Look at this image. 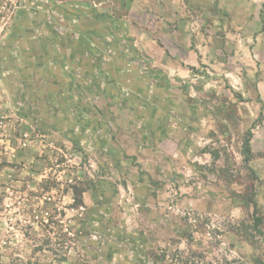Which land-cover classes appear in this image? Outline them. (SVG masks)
Returning <instances> with one entry per match:
<instances>
[{
	"label": "rangeland",
	"instance_id": "obj_1",
	"mask_svg": "<svg viewBox=\"0 0 264 264\" xmlns=\"http://www.w3.org/2000/svg\"><path fill=\"white\" fill-rule=\"evenodd\" d=\"M0 264H264V0H0Z\"/></svg>",
	"mask_w": 264,
	"mask_h": 264
},
{
	"label": "trees",
	"instance_id": "obj_2",
	"mask_svg": "<svg viewBox=\"0 0 264 264\" xmlns=\"http://www.w3.org/2000/svg\"><path fill=\"white\" fill-rule=\"evenodd\" d=\"M250 140H251V135L248 136V138L246 139L245 142V147H246V154H247V158L246 160L249 161L250 160V153H251V148H250ZM256 225H260V219H257Z\"/></svg>",
	"mask_w": 264,
	"mask_h": 264
}]
</instances>
